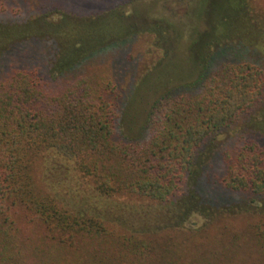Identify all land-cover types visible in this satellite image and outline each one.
Wrapping results in <instances>:
<instances>
[{
  "label": "trees",
  "instance_id": "obj_1",
  "mask_svg": "<svg viewBox=\"0 0 264 264\" xmlns=\"http://www.w3.org/2000/svg\"><path fill=\"white\" fill-rule=\"evenodd\" d=\"M6 1L0 0V13ZM226 1L216 10L210 5L212 18L219 14V20L222 15L233 20L228 10L236 0ZM129 14L132 21L137 17L134 11ZM11 35L10 27L0 26V62L21 42L12 45ZM104 36L96 33V43ZM196 42L190 41L192 56ZM200 49L187 60L183 76L160 62L141 85L144 96L137 101L133 96L124 109L107 74L77 76L56 92L48 91L36 71L26 67L12 68L0 78V264H179L183 248L173 244L170 233H129L93 214L74 213L44 189L37 171L49 152L58 151L103 198L176 203L195 170L197 152L208 140L258 110L264 128V72L252 64L233 63L208 73L197 63ZM63 57L72 61L67 68L79 60L70 53ZM67 68L61 62L58 72ZM187 85L192 89L174 91ZM145 97L155 98L140 119L139 102ZM121 119L139 125L140 133H124ZM226 154L222 188L252 200L264 197V147L248 140ZM250 237L264 261V218L253 225ZM208 251L201 255L197 250L200 264L211 254L221 256L220 264L237 257L236 249L229 254Z\"/></svg>",
  "mask_w": 264,
  "mask_h": 264
},
{
  "label": "rangeland",
  "instance_id": "obj_2",
  "mask_svg": "<svg viewBox=\"0 0 264 264\" xmlns=\"http://www.w3.org/2000/svg\"><path fill=\"white\" fill-rule=\"evenodd\" d=\"M128 2L6 1L0 26L11 28L12 45V41L21 42L11 47L0 62V78L12 68L26 67L36 71L48 91L56 92L77 76L107 74L121 93L124 109L133 96L135 101L144 96L141 85L160 62L170 65L165 70L185 75L187 60L192 56L188 49L192 39L197 41L192 45L193 56L201 46L197 63L207 67L208 73L233 63L252 64L264 72V0H236L237 10H228L233 15L230 22L223 15L219 20V14L214 19L209 14L210 5L216 10L221 0ZM128 8L137 14L133 21L129 16H134L125 11ZM218 21L222 24L215 27ZM89 30L92 32L87 38ZM96 33L105 35L98 44ZM67 53L79 59L69 67L70 71L67 64L71 59L63 57ZM177 58L182 62L175 63ZM61 62L67 70L58 72ZM189 86H175L174 91H188L192 89ZM154 98L145 97L139 102V108H143L138 114L140 119H144V110ZM258 111L243 116L199 149L188 186L171 205L103 198L79 178L69 157L58 151L47 154L37 171L38 182L74 213L93 214L129 233H170L173 244L183 248L179 264H200L197 250L202 255L208 250L229 254L232 249L237 250V257L230 264H264L250 237L253 225L263 221L264 197L252 200L230 193L220 184L225 153L248 140L264 147V128L259 125L261 110ZM123 123L121 119L124 133H140L139 125ZM220 259L219 254H211L210 259H202V264H220Z\"/></svg>",
  "mask_w": 264,
  "mask_h": 264
},
{
  "label": "flooded vegetation",
  "instance_id": "obj_3",
  "mask_svg": "<svg viewBox=\"0 0 264 264\" xmlns=\"http://www.w3.org/2000/svg\"><path fill=\"white\" fill-rule=\"evenodd\" d=\"M125 11H127L126 13L130 12V8L126 9Z\"/></svg>",
  "mask_w": 264,
  "mask_h": 264
}]
</instances>
